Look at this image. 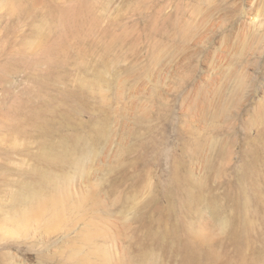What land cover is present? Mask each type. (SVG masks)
<instances>
[{
	"label": "rangeland",
	"instance_id": "rangeland-1",
	"mask_svg": "<svg viewBox=\"0 0 264 264\" xmlns=\"http://www.w3.org/2000/svg\"><path fill=\"white\" fill-rule=\"evenodd\" d=\"M0 264H264V0H0Z\"/></svg>",
	"mask_w": 264,
	"mask_h": 264
},
{
	"label": "bare ground",
	"instance_id": "bare-ground-1",
	"mask_svg": "<svg viewBox=\"0 0 264 264\" xmlns=\"http://www.w3.org/2000/svg\"><path fill=\"white\" fill-rule=\"evenodd\" d=\"M63 192V191H62ZM39 201V200H38ZM46 201V200H45ZM46 206V205H45ZM38 208H39V206H38ZM41 209V208H40Z\"/></svg>",
	"mask_w": 264,
	"mask_h": 264
}]
</instances>
